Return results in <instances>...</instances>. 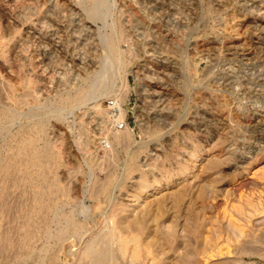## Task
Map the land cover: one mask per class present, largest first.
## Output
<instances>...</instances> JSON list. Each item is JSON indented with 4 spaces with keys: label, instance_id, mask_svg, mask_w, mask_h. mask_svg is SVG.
<instances>
[{
    "label": "rangeland",
    "instance_id": "rangeland-1",
    "mask_svg": "<svg viewBox=\"0 0 264 264\" xmlns=\"http://www.w3.org/2000/svg\"><path fill=\"white\" fill-rule=\"evenodd\" d=\"M29 1L33 6H28L30 10L26 4L23 5L25 14L22 18H17L13 23L1 18L0 27L5 41L0 48L3 49L6 44L7 49L5 53L0 49V100L9 110L17 112H12L11 125H14L10 128L9 124V130H4L2 136L0 134V153L4 155L7 152L8 136L10 138L11 134L18 139L26 132L24 135L35 137L40 148L47 142L52 156L49 161L50 174L56 178L58 189L46 196L47 207H36V212L32 213L30 210L36 203L27 185L29 189L26 186L16 189L21 190L18 191L21 195L16 191L15 196L0 203V264H79L83 261L86 262L84 264H93L90 254L81 257L83 241L97 232L105 233L116 222L126 225L138 215V211L142 213L141 208L146 201L151 203V208L148 205L149 213L145 215L152 218L151 215L156 214L158 219L150 223L147 234L146 228L140 232L141 241L146 246L143 244V248L148 249L150 245L149 254L146 256L144 251L140 257L141 263L149 264L153 257L152 264L234 262L236 254L231 251L234 243L228 241V247L231 246L227 248L224 236L218 238V242L220 246L224 243L225 247H212L216 250L210 248L204 257L196 249L202 245L204 247L202 239L205 236L207 241L212 242L216 238L215 230H220L223 224L227 225L230 216L239 217L235 215L236 211H240L237 207L244 205L249 195L252 204H255L252 206L258 208H246L249 213L256 211L252 212V216L241 208L244 217L241 212L240 217L249 223L242 218L241 221L247 227L252 224L254 229H249L257 228L264 234V130L246 125L247 118H252L255 124L259 120V126L260 120H264V47L258 48L257 34L252 29V7L245 5L244 0H60L56 6L52 3L48 5L50 9L47 13L52 12V7L57 11L50 15L46 13L48 20L44 22L50 28L47 27L45 35L37 34V27L28 18L42 17L41 6L35 4L34 8L35 1ZM89 9H95L93 18L92 14L88 17ZM79 17L83 23L78 20ZM116 27L122 28V36L116 37ZM111 40L115 46L112 53L116 56V49L119 50L118 58L123 64H120V68H113V75L110 74L111 68H108L111 80L105 79L103 89L102 82L98 83L101 87L97 84L96 88L91 87L89 90L93 93L84 98L86 101L83 99L79 104L66 102L67 95H75L76 89L84 92L90 87L94 69L102 68L103 61L107 59L104 54L109 51L107 42ZM85 41L86 44H83ZM82 48L84 53L80 50ZM76 52H81L85 63L93 60L92 64L79 66L81 62L75 59ZM6 83L14 85L13 93ZM154 90L169 92L163 104L155 102L158 97L144 94ZM16 95H19L18 100ZM110 100H115L117 109L111 107ZM164 105L165 109L160 111ZM156 115L164 118V122H154ZM198 116L209 119L206 128L191 126L190 121L195 123L200 120ZM38 118H43L42 121L45 119V122L43 131L37 134L35 122ZM121 120L124 125L119 127L117 123ZM116 136L121 144L113 141ZM145 143L158 146L159 163L156 166L148 160L151 166H142L145 180L154 185L149 186L151 190L146 194L142 193L133 200L130 194L135 191L131 192L127 186L143 172L138 166L141 167L143 153L150 151L146 146L138 145ZM131 154L135 155L134 158ZM239 155L244 157L242 162L237 161ZM129 159H133L136 165L131 174L128 173ZM214 160L218 164L212 170L208 165ZM160 164L165 167L162 168ZM163 170L170 175L165 177ZM172 178H176V182L156 190L157 183L163 184L164 180ZM185 184L190 192L177 204L175 211L171 208L174 203L169 200L167 202L173 206L167 204L166 209L162 210L164 213L161 210L155 212L157 208L153 199L161 195L169 196ZM111 189L114 193L110 200ZM188 208L195 209L197 213L190 209V214H198V220L194 215L193 219L190 218L192 214H188ZM65 214H71L76 222H80L83 236L68 232L64 239L57 242L52 235L49 237L42 233L44 229H50L53 233ZM245 214L249 218L246 219ZM27 226L32 229L29 240ZM153 226L160 232L158 236L164 233L165 237L161 236L165 239L168 234L170 240L166 238L167 243L160 239L164 246L150 238L149 235L156 229ZM95 247L99 249L100 243H95ZM218 248L222 251H217ZM226 248L230 252H226ZM187 250L190 252L187 253ZM186 253L187 257L190 253V261L186 260ZM244 257V262L248 264L264 263V259L258 256ZM124 260L121 257L119 264H127ZM180 260L184 261L179 263Z\"/></svg>",
    "mask_w": 264,
    "mask_h": 264
},
{
    "label": "bare ground",
    "instance_id": "bare-ground-1",
    "mask_svg": "<svg viewBox=\"0 0 264 264\" xmlns=\"http://www.w3.org/2000/svg\"><path fill=\"white\" fill-rule=\"evenodd\" d=\"M35 2H34V8L37 6V7H39V5L41 6L40 8H41V10H42V12H43V15H42V17H38V16H34V18H32L31 16H29L28 18H30V20L32 21L31 23L33 24V26L36 28L37 27V34L38 33H45V35H46V30H47V27H49V26H47L46 27V23L44 22L45 20H48V19H46V11H48L50 8H49V4L50 3H52V5L53 6H56V5H58V2H60V0L58 1V0H34ZM92 1V0H91ZM96 0H94V2H95ZM242 1V0H241ZM93 2V3H94ZM97 2V1H96ZM98 2H100L99 0H98ZM103 3V2H102ZM242 3V2H241ZM240 3V4H241ZM244 3H245V5H247L248 7H252L251 8V11H253V13H254V16H253V20H252V22H253V28L252 29H254L255 31H256V34H257V43H259V44H257L258 45V48H260V47H264V0H244ZM26 4V6H27V8H31V6H33V5H30V1L29 0H0V25L2 24L1 23V18L2 17H4V19H5V21H7V22H12L13 23V21H15V20H17V18H22V16H24L23 14H25L24 12H23V5H25ZM35 4H36V6H35ZM95 4V3H94ZM104 4V3H103ZM254 4H256V5H254ZM60 6H61V4H59ZM98 4H96V6H97ZM29 6V7H28ZM95 6V5H94ZM29 8V9H30ZM92 9V8H91ZM91 9H89V11H88V17L91 15L92 16V18H93V15L96 13L95 12V9H94V11H91ZM31 10V9H30ZM34 10H36V9H34ZM52 12L51 13H55L57 10L55 9H53V7H52ZM61 10V9H60ZM85 10V9H84ZM32 11H33V9H32ZM39 11V10H38ZM63 11V10H62ZM97 11V10H96ZM69 12V11H68ZM76 12V11H75ZM95 12V13H94ZM39 13V12H38ZM50 12H48L47 14H51ZM62 13V12H61ZM64 13V12H63ZM78 14V13H77ZM32 15V14H31ZM34 15V14H33ZM36 15V14H35ZM38 15V14H37ZM55 15V14H54ZM56 15H58L57 13H56ZM62 15H64V14H62ZM86 15V14H85ZM96 15V14H95ZM103 15H105V13L103 12ZM65 16H67V15H65ZM90 16V17H91ZM99 16H102V15H99ZM44 17V18H43ZM52 17V16H51ZM84 17V16H83ZM103 17V16H102ZM41 18V19H40ZM43 18V19H42ZM55 18H57V17H55ZM61 18V17H60ZM62 18H65V17H62ZM61 18V19H62ZM74 18V17H73ZM24 19V18H23ZM22 19V20H23ZM80 19V17L78 18V20ZM81 20V19H80ZM251 20V19H250ZM4 21V22H5ZM27 21V20H26ZM25 21V22H26ZM56 21V20H55ZM58 21V20H57ZM56 21V22H57ZM22 22V21H21ZM54 22V21H53ZM52 22V23H53ZM60 22V21H59ZM69 22H70V19H69ZM81 22H82V20H81ZM91 22V21H90ZM6 23V22H5ZM31 23H29V24H31ZM50 23V22H49ZM71 23H72V18H71ZM80 23V22H79ZM83 23V22H82ZM81 23V24H82ZM92 23V22H91ZM4 24V23H3ZM36 24L38 25V26H36ZM58 24H60V23H58ZM68 24V23H67ZM248 24H249V22H248ZM49 25H51V24H49ZM53 25V24H52ZM69 25V24H68ZM83 25V24H82ZM85 25H87V24H85ZM114 25V24H113ZM251 25V24H250ZM250 25H248L249 27H250ZM54 26V25H53ZM56 26H58V25H56ZM88 26V25H87ZM86 26V27H87ZM2 27V26H1ZM1 27H0V47H1V45L3 46L4 45V37L2 36V32H1ZM17 27V26H16ZM80 27H82V26H80ZM89 27V26H88ZM247 27V26H246ZM31 28V27H30ZM50 28V27H49ZM74 28V27H73ZM83 28V27H82ZM85 28V27H84ZM83 28V29H84ZM91 28V27H90ZM90 28H89V30H90ZM117 28V27H116ZM52 29V28H51ZM60 29V28H59ZM67 29V28H66ZM74 29H76V28H74ZM82 29V30H83ZM113 29V28H112ZM32 30V29H31ZM55 31H56V29H55ZM58 31V30H57ZM71 31H73V30H71ZM77 31V30H76ZM80 32H81V29L79 30ZM86 31H88V30H86ZM92 31V30H91ZM91 31H89L88 33H90ZM192 31V30H191ZM29 32H32V31H29ZM80 32H78V33H80ZM14 33H15V31H14ZM51 33V32H50ZM70 33V32H69ZM73 33V32H72ZM115 33H116V37H120V36H122V33H123V30H122V28L120 27V28H117L116 29V31H115ZM33 34H35V33H33ZM76 34V33H75ZM41 35V34H40ZM49 35V34H48ZM55 35V34H54ZM70 35V34H69ZM74 35V34H73ZM81 35V34H80ZM124 35V34H123ZM44 36V35H43ZM75 36V35H74ZM77 36V35H76ZM84 36V35H83ZM35 37V36H34ZM36 37H38V35L36 36ZM46 37V36H45ZM54 38V37H53ZM81 38V37H80ZM92 38V37H91ZM123 38V37H122ZM215 38V37H214ZM213 38V39H214ZM41 39H44V38H42V36H41ZM52 39V38H51ZM77 39V38H76ZM117 39V38H116ZM23 40V39H22ZM47 40V39H46ZM59 40H60V36H59ZM79 40V39H78ZM89 40H91V39H88V41ZM109 40V39H108ZM119 40V39H118ZM216 40H217V38H216ZM48 41V40H47ZM83 41V40H82ZM113 40H111V42H107V46H109L108 48H109V51L107 52L105 49H106V47H105V52H107V54L105 55L104 54V56H107V59H105L106 61L104 62L103 61V64H102V68H100V69H94V71H93V73H94V75H92L93 76V80L91 79V81H90V83H89V85H90V87L86 90V91H84V92H80L78 89H76L75 90V92H76V94L75 95H67L66 97V102L68 101L69 103L71 102V103H75V104H79V103H81L82 102V100L84 99V98H86L87 99V97H88V95L89 94H91L90 92H92V90H89V89H92L91 87H93L94 86V88H96L97 86H98V83L100 84L101 82L103 83H105V81L108 79H110L111 80V78H109L108 77V74H109V72H108V68H111V70H112V72L110 73V74H112L113 75V70H115V69H113V68H116V67H118V68H120V64L122 65L123 64V61H122V63H120V59L118 58V55H119V50H117L116 49V51H117V55L115 56V55H113V53L112 52H115L114 50H115V46H114V44H113V42H112ZM26 42V41H25ZM115 42V41H114ZM21 43V42H20ZM86 44V41L85 42H83V44ZM91 43H92V41H91ZM94 43V42H93ZM105 43V42H104ZM102 45V44H101ZM5 46H6V44H5ZM5 46H4V48L3 49H1L2 51H4V53H5V49H7V48H5ZM24 46V45H23ZM26 46V45H25ZM24 46V47H25ZM230 46H233V45H230ZM46 47V46H45ZM86 47H88V46H86ZM91 47V45L89 46V48ZM103 47H104V45H103ZM234 47V46H233ZM95 49H96V47H95ZM234 49V48H233ZM262 49H264V48H262ZM80 50H82L83 51V48L82 49H80ZM85 50V49H84ZM81 51V52H82ZM87 51V50H86ZM80 52V53H81ZM104 52V53H105ZM7 53V52H6ZM80 53H78V52H76V56L77 57H75V59L76 58H78L77 60L79 61V62H81V64L79 65V63H78V65L79 66H83V67H85V65H87L86 67H88V66H90L91 64H92V62H93V60H89V61H91V62H86L85 63V60H83V58L84 57H82L81 56V54ZM83 53H84V51H83ZM87 53V52H86ZM183 55V54H182ZM1 56V55H0ZM4 56V55H3ZM2 56V57H3ZM6 56V55H5ZM85 56H87L86 54H85ZM88 56H89V54H88ZM103 57V56H102ZM117 57V58H116ZM5 58V57H4ZM71 58V57H70ZM103 59V58H102ZM72 60H74V58L72 57ZM120 60V61H119ZM77 63V62H76ZM22 65V64H21ZM100 66V65H99ZM10 67V66H9ZM90 68V67H89ZM70 69V68H69ZM84 69H86V68H84ZM9 72H11V69H9ZM108 72V73H107ZM151 75V74H150ZM86 77V76H85ZM108 77V78H107ZM112 77V76H111ZM162 77V76H161ZM61 78V77H60ZM3 79V78H2ZM64 79V78H63ZM62 79V80H63ZM106 79V80H105ZM113 79H114V77H113ZM113 79H112V81H113ZM4 80V79H3ZM61 80V79H60ZM111 81V82H112ZM2 82V81H1ZM6 82H8V81H6ZM109 82V81H108ZM111 82H109V83H111ZM73 83V82H72ZM101 83V85L103 86L102 87V89L105 87V84L103 83L102 84ZM4 84V83H3ZM7 85H8V87H9V89H11V91H12V93L14 92L13 91V86L14 85H12V83L11 84H9V83H6ZM95 84H97V86L95 87ZM1 85V84H0ZM110 85V84H109ZM108 85V86H109ZM112 85V84H111ZM100 86V85H99ZM98 86V87H99ZM3 87V86H2ZM101 87V86H100ZM110 87V86H109ZM15 88V87H14ZM6 89V88H5ZM4 89V90H5ZM34 89H37V88H34ZM57 89V88H56ZM164 89V88H163ZM67 90V89H66ZM64 91V90H63ZM106 91V90H105ZM167 91V90H166ZM4 92V91H3ZM79 94H78V93ZM95 92V91H94ZM103 92V91H102ZM168 92V91H167ZM167 92H164V91H153V92H151V93H144V94H146L147 96H149V94L150 95H153V96H155L156 98L158 97V99L155 101V102H160V104H163V101L166 99V95H168L169 94V92L167 93ZM65 93V92H64ZM68 93H70V92H68ZM93 93V92H92ZM100 93V92H99ZM170 93H171V91H170ZM172 93H174V92H172ZM5 94V93H4ZM8 94V93H7ZM10 94V93H9ZM14 95V94H13ZM27 95V94H26ZM59 95V94H58ZM61 95V94H60ZM19 96V95H18ZM18 96L16 95L15 97H17V100H18ZM28 96V95H27ZM10 97V96H9ZM13 97V96H12ZM61 98H63V97H61ZM156 98H154V99H156ZM7 99H9L8 98V96H7ZM16 99V98H15ZM85 100V99H84ZM2 101V99L0 100V134L5 130V132H7V130H9V127H7L9 124L11 125V123L13 122V114L14 113H12V112H14V111H16V110H14L13 109V111H11V110H9L8 109V106L4 103V102H1ZM6 101V100H5ZM86 101V100H85ZM85 101H83V102H85ZM9 102H10V99H9ZM13 102V101H12ZM116 103V102H115ZM20 104V103H19ZM39 104V103H38ZM84 104V103H83ZM82 104V105H83ZM117 104V103H116ZM155 105V104H154ZM70 106V105H69ZM158 106V105H157ZM165 106L166 105H164V107L162 106L161 108H160V111L161 110H163V109H165ZM65 107V106H64ZM7 108V109H6ZM35 108V107H34ZM149 108V107H148ZM12 109V108H11ZM59 109V108H58ZM35 110V109H34ZM159 110V109H158ZM32 111V110H31ZM156 111V110H155ZM17 112V111H16ZM17 114V113H16ZM34 114V113H33ZM39 114V113H38ZM46 115V114H45ZM58 115V114H57ZM161 115V114H160ZM159 115V116H160ZM202 115V114H201ZM16 116H18V115H16ZM16 116H14V117H16ZM28 116V115H27ZM159 116H157L156 115V117H157V119H155L156 117H154V122H161V121H163L164 122V118H161V117H159ZM200 116V115H199ZM198 116V117H199ZM206 116V115H205ZM21 117V116H20ZM35 117V116H34ZM32 118V117H31ZM36 119V118H35ZM34 119V120H35ZM42 119L43 118H38V120L35 122L36 123V128H37V134H38V132H42L43 131V129H44V122L42 121ZM199 119L200 120H198V121H196L195 123H192V121H190V124H191V126L193 127V128H198L199 126H204V128H206L207 127V125H208V122H209V119L208 118H200L199 117ZM33 120V119H32ZM183 120V119H182ZM190 120V119H189ZM21 121V120H20ZM260 121H262L261 122V125L259 126V120H257V122H256V124L255 123H253L252 122V118L251 119H249V118H247V122H246V125L248 126H252V127H254V129H255V127H260V129L261 130H264V120L262 119V120H260ZM245 123V122H244ZM13 125H14V123H13ZM13 125H11L10 126V128L13 126ZM246 126V127H247ZM245 127V126H244ZM263 127V128H262ZM14 128V127H13ZM200 128V127H199ZM15 129V128H14ZM260 129H258V130H260ZM16 131H18V130H16ZM15 131V132H16ZM20 131V130H19ZM46 132V131H45ZM200 132V131H199ZM206 132V131H205ZM11 133V132H10ZM26 133V132H25ZM25 133H23V136L22 135H20L21 137L20 138H18V139H16L15 138V136H14V134H11L10 135V138H9V136H8V139H9V142H8V146H6L7 147V149H6V153L3 155V153L1 154L0 153V203H5V201H7L8 199H10V197H13V196H15L16 195V189H18L19 187H20V189L21 188H24L26 185L27 186H29L31 189V192H32V199H34L35 200V202L34 203H36V205H34L32 208V210H30L31 211V213H32V211H35L37 208L36 207H47V205H46V203H45V199H46V196H48V195H50V193H53L54 191H55V188L56 189H58L57 187H58V183H57V180H56V178H54V176L52 177L51 176V174H50V172H51V170H50V165H49V161H51L52 159H50V157H52L51 156V153H50V151H49V144H48V146H47V142L45 143V146L44 145H42L41 147L42 148H40L39 147V143L38 144H36V141H35V137H29V136H25L24 134ZM15 134H17V133H15ZM22 134V133H21ZM35 134V133H34ZM44 134V133H43ZM167 134V133H166ZM204 134V133H203ZM5 135V134H4ZM29 135V134H28ZM200 135V134H199ZM205 135V134H204ZM1 136H2V134H1ZM4 138V137H3ZM14 138H15V140H14ZM114 140L113 141H115V142H117V143H119V144H121V142L118 140V137L116 136V137H114L113 138ZM152 139V138H151ZM150 139V140H151ZM45 140V139H44ZM132 141V140H131ZM153 141V140H152ZM152 141H149V142H152ZM156 141V140H155ZM45 142V141H44ZM154 142V141H153ZM162 142H163V140H162ZM5 143V142H4ZM158 141L156 142V144L158 145ZM147 143H145V145L144 144H140V145H138V146H141V145H143V147L144 146H146V148L151 152H149V153H143V156H142V158H141V163H140V166L141 167H139L138 165V168H141L142 169V166L144 167H147V166H149V164H150V166H151V164L152 163H148L149 161L148 160H150V161H152L153 163H155V165L156 164H158L159 163V153L157 152V145L155 144V145H153V144H148V145H146ZM232 144V143H231ZM7 145V144H6ZM127 146H128V144H126ZM162 145V144H161ZM164 145V144H163ZM149 146V147H148ZM157 146V147H156ZM166 146V145H165ZM230 146H232V145H230ZM39 147V148H38ZM142 147V146H141ZM159 147H161V146H159ZM235 147V146H234ZM1 148H2V146H1ZM126 148V147H125ZM145 148V149H146ZM146 149V150H147ZM231 149V148H230ZM233 149V148H232ZM173 150V149H172ZM1 151V150H0ZM143 151V150H142ZM136 152V151H135ZM231 152H233V151H231ZM248 152V151H247ZM132 153H133V150H132ZM193 154L194 153H196V152H192ZM130 154V153H129ZM135 154V153H134ZM141 154V153H140ZM231 154V153H230ZM233 154V153H232ZM172 155V154H171ZM234 155V154H233ZM131 156L134 158V156H133V154H131ZM177 156V155H176ZM192 156H194V155H192ZM241 156H243V155H239L238 157H237V161H239V162H242L243 161V159H244V157H241ZM236 159V158H235ZM99 160V159H98ZM130 160V162H129V166H128V170H129V172L128 173H130V171H132L133 172V170L135 169V167H136V165H135V163L132 161L133 159H129ZM158 160V161H157ZM136 162V161H135ZM168 163V162H167ZM209 163H210V161H209ZM164 164V163H163ZM169 164V163H168ZM217 160H214V161H212L211 162V164L210 165H208V167L209 168H211L212 170H215L214 168H215V166H217ZM241 164V163H240ZM54 166V165H53ZM153 166H154V164H153ZM152 166V167H153ZM156 166H158V165H156ZM156 166H154V167H156ZM160 166H162V164H160ZM163 167H165V166H162V168ZM205 167H207V166H205ZM214 167V168H213ZM137 168V169H138ZM147 168H149V167H147ZM146 168V169H147ZM204 168V167H203ZM76 169V168H75ZM145 169V170H146ZM157 169V168H156ZM159 169V168H158ZM165 169V168H164ZM211 169H208L207 171H211ZM127 170V171H128ZM140 170V169H139ZM151 170V169H150ZM167 170H169V168H167ZM205 170H206V168H205ZM141 171V170H140ZM142 173H140L139 175V177H137L138 179H134V180H132L131 181V184H130V186H127L129 189H131V192L132 191H135L133 194H130V196H132V198H133V200H135L136 198H138L139 197V195H141L142 193L143 194H146L149 190H151V188H149V186H151V184H153V183H149V182H147L146 180H145V174H144V170L142 169ZM206 171V172H207ZM131 172V173H132ZM146 172V171H145ZM151 172V171H150ZM163 172H164V170H163ZM171 172V171H170ZM127 173V174H128ZM130 173V174H131ZM147 173V172H146ZM152 173V172H151ZM150 173V174H151ZM159 173H161V172H159ZM176 173V172H175ZM164 174H165V177H168L170 174H167V173H165L164 172ZM162 176V175H161ZM134 177V176H133ZM127 178V177H126ZM130 178V180H131V176L129 177ZM177 178H180L179 176L177 177ZM162 179V178H161ZM167 179V178H166ZM126 180V179H125ZM158 180V179H157ZM173 181H175L176 182V178H172L171 180H164L163 182V184H158L157 183V187H156V190L157 189H160V188H162V187H166L167 185H169L171 182H173ZM159 182V181H158ZM57 184V185H56ZM100 184V183H99ZM173 184V183H172ZM118 185V184H117ZM154 185V184H153ZM26 186V187H27ZM121 186V185H120ZM25 187V188H26ZM118 187H119V185H118ZM28 188V187H27ZM66 188V187H65ZM90 188V187H89ZM113 188V187H112ZM114 188H115V185H114ZM120 188V187H119ZM19 189V190H20ZM29 189V188H28ZM62 189V188H61ZM153 189V188H152ZM191 189V188H190ZM18 190V191H19ZM29 190V191H30ZM120 190V189H119ZM173 190H175V189H173ZM200 190H202V189H200ZM204 190V189H203ZM17 191V193H18V195H21V194H19L20 192H18ZM21 191V190H20ZM26 191V190H25ZM110 191H112V189L110 190ZM127 191H129V190H127ZM164 191V190H163ZM212 191V190H211ZM189 187H188V185L187 184H185V185H182V186H180L178 189H176L175 191H173V192H171L170 193V197L169 196H162L161 195V197L160 198H156L155 200L153 199V202L155 201V205H156V207L155 208H157V211H155V212H158V210L160 211L161 210V212H163L166 208H165V206H167V204L169 205V203L167 202V201H169V200H171L172 201V203H174L173 205H174V207H171V208H173V210L174 209H177V207H178V205H179V203L189 194ZM58 193H59V190H58ZM113 191H112V193L110 194V200H111V198H113ZM261 193V192H260ZM31 194V193H30ZM23 195V194H22ZM25 195V194H24ZM23 195V196H24ZM211 196V195H210ZM250 196V195H249ZM249 196H247L248 198H249ZM146 197V196H145ZM247 197L245 198V200L246 201H244V205L242 204H239L238 205V209H240V211H236V212H238V214H236V212H235V215L236 216H239V217H233V216H230L231 217V219L230 218H225V219H227V220H229L228 221V224H227V222L225 223V224H227V225H225L224 226V224H223V227H222V225H221V227H220V230H218L219 228H217L215 231H216V233H215V237L216 238H214V240L212 239V242H209V241H207V239H206V236H205V238H203L202 240H203V243H205L204 244V247H202V246H199L197 249H196V251L202 256V257H204L205 255H206V253H207V251H209L210 250V248H212V247H215L216 246V249H217V247H220V248H222L221 246H223V247H225L224 246V243H225V245H226V247L227 248H229L228 247V241H233V243L234 244H232V246L233 247H231L232 249H231V251L233 250V251H235L234 253L236 254V256L234 257V262H231V264L233 263V264H248L247 262H244V256H248V257H250V256H258V257H260L261 259H264V234H263V232H262V230H258L257 228L255 229V230H253L254 228L253 227H251L252 226V224H250L251 226L250 227H247L246 226V224H244L243 223V221H241L242 219H244V218H242V217H240V212H241V208H244L243 210H244V212H245V210H246V208L248 207H250L251 209L254 207V206H252V205H255L254 203L252 204V199L250 200V198L249 199H247ZM214 198V197H213ZM113 200V199H112ZM242 201V200H241ZM151 202H152V200H151ZM147 203H150V202H148V201H146L145 202V205L143 206V208H144V210H146V211H144V210H142L143 208H141V214L139 213V211H138V215L136 216V217H134V218H132L131 220H129V222L126 224V225H124L123 223H120V224H117V222L115 223V225L116 226H118V227H116L115 225H113L112 227H110L108 230H106L105 231V233H100V232H97V234H95V236H91L90 238L88 237L85 241H83V249H82V251L80 252L81 253V257L83 258V256H86L87 254L89 255L90 254V256H92V263L93 264H119V259L121 258V257H123V258H125L126 260H124V261H126V263L127 264H144V263H141L142 261H140V257H142L143 256V252H144V254L146 255L147 253L149 254V252H150V250H148L149 248H150V245H149V242H148V244L147 245H149V248L147 249H144L143 248V242L141 241V236H140V232H141V230L143 231L144 230V228H146L147 229V231L145 232L146 234H147V232L149 231V228L151 227L150 226V223H152V222H156L157 221V217H156V214H154V215H151L152 216V218H149L148 216H146L147 215V208H148V205H150V208H151V203L150 204H147ZM15 204V203H14ZM144 204V203H143ZM178 204V205H177ZM1 205H3V204H1ZM116 205V204H115ZM171 206H173L172 204H170ZM170 205H169V207H170ZM53 206V205H52ZM207 206V205H206ZM252 206V207H251ZM169 207H167V209L169 208ZM5 208V207H4ZM13 208V207H12ZM153 208V207H152ZM171 208H169V209H171ZM195 208V207H194ZM247 208V209H248ZM255 208V207H254ZM258 208V206L255 208V210ZM140 209V208H139ZM164 209V210H163ZM189 209V208H188ZM191 209V208H190ZM190 209H189V211H187V212H189L188 214L191 216V214H192V216L190 217V218H192L193 217V213L194 212H192L191 214H190ZM238 209H235V210H238ZM251 209H250V211H251ZM150 210H152V209H149V211ZM163 210V211H162ZM180 210V209H179ZM183 210V209H182ZM195 211V209H191V211ZM223 210V209H222ZM225 210V209H224ZM249 210V209H248ZM248 210H246V212L245 213H247L248 212ZM255 210H252V212L254 211V212H256ZM259 210V209H258ZM261 210V209H260ZM44 211V210H43ZM59 211V210H58ZM61 211V210H60ZM103 211V210H102ZM144 211V212H143ZM175 211V210H174ZM36 212V211H35ZM151 212H153V211H151ZM196 212V211H195ZM252 212H248V214H251L250 216H252V215H254V214H252ZM54 214H57V211H54L53 212ZM68 213V212H67ZM73 213V212H72ZM136 213V212H135ZM149 213V212H148ZM164 213V212H163ZM177 213V212H176ZM197 213V212H196ZM199 213V212H198ZM242 213H243V211L241 212V216H243L244 215V213H243V215H242ZM258 213V212H257ZM146 214V215H145ZM187 213H186V215H188ZM228 214H229V212H228ZM228 214H227V216H228ZM248 214H247V216H248ZM57 215H59V214H57ZM150 215V214H149ZM185 215V214H184ZM183 215V216H184ZM188 215V216H189ZM198 215V214H197ZM196 215V216H197ZM226 214H225V212H224V216H225ZM55 216V218H56V215H54ZM115 216V215H114ZM180 216V215H179ZM195 215H194V217H196ZM223 216V217H224ZM246 216V214H245V217H246V219L247 218H249V217H247ZM31 217V216H30ZM58 217V216H57ZM61 217V216H60ZM145 217H148L147 219L145 218ZM159 217V216H158ZM175 217V216H174ZM199 217V216H198ZM226 217V216H225ZM234 219H233V218ZM244 217V216H243ZM52 218H53V215H52ZM111 218V217H110ZM166 218V217H165ZM172 218V217H171ZM197 218V217H196ZM201 218V217H200ZM242 218V219H241ZM111 219H113V218H111ZM130 219V218H129ZM184 219V218H183ZM189 219V218H188ZM193 219V218H192ZM60 220V219H59ZM58 220V221H59ZM194 220H195V218H194ZM197 220H198V218H197ZM214 220V219H213ZM245 220V219H244ZM250 220H251V218H250ZM30 223H31V220H28ZM58 221H56V222H58ZM175 220H173V222H174ZM186 221H187V218H186ZM189 222H191L192 220H188ZM215 221V220H214ZM122 222V221H121ZM193 222V221H192ZM195 222V221H194ZM250 222H252V221H250ZM47 223H48V221H47ZM80 223V222H79ZM78 222H76V220H74V218H73V216L71 215V214H65V216L63 217V219H61L60 221H59V223L57 224L58 226L56 227V229H54V232L53 233H51V231H50V229H44V231L42 230V229H40V230H42L43 232V234L44 235H47V236H49L50 237V235H52L51 237H54V241L55 240H57V242H58V240H61L62 238L64 239L65 237H66V234L68 233V232H72L71 234L73 235V234H75V233H79V234H81V227L82 226H80V224H79ZM113 222H112V224H114ZM160 223V222H159ZM174 223H176V222H174ZM212 223V222H211ZM222 223V222H221ZM245 223H249V221H246L245 220ZM109 224V223H108ZM107 224V225H108ZM111 224V225H112ZM154 225H156L157 226V224H155V223H153ZM153 224H151V225H153ZM28 225V224H27ZM30 225V224H29ZM122 225H124V227L122 226ZM182 225V224H181ZM189 225V224H188ZM197 225V224H196ZM101 226V225H100ZM124 228H122V227ZM177 226V225H176ZM249 229V228H253V229H249L250 230V232H249V230L247 229V231H246V227ZM249 226V225H248ZM27 227H29V226H27ZM120 227V228H119ZM154 227V226H153ZM158 227V226H157ZM157 227H154V228H156V229H153V233H151L149 236H150V238L151 239H153V240H155L154 242L155 243H157V241H158V244L160 245V246H164V244H162L163 242V240H165L166 238V240H168V234H167V236H166V238L164 239L163 238V236L164 235H166V234H162L161 233V235H163V236H158L159 234H160V232L158 231V229H157ZM162 227V226H161ZM196 227V226H195ZM214 227V226H213ZM245 228V229H244ZM192 229V228H191ZM190 229V230H191ZM84 230V229H83ZM186 229H184V231H185ZM31 231H32V229L30 230V227L29 228H27V232H26V234H27V240H29V238H31V235H32V233H31ZM86 231V230H85ZM157 232V233H156ZM171 232H173V231H171ZM174 232H175V230H174ZM187 232V231H186ZM192 232V231H191ZM198 232V231H197ZM83 233V232H82ZM155 233L157 234V235H155ZM69 234V233H68ZM70 234V235H71ZM79 234H76V235H79ZM189 234V233H188ZM196 234H198V233H196ZM223 234V235H222ZM69 235V236H70ZM71 235V236H72ZM84 235V234H83ZM82 234H81V236H83ZM175 235V234H174ZM200 235H201V231H200ZM75 236V235H74ZM144 236V235H143ZM148 236V235H147ZM195 236V235H194ZM202 236V235H201ZM201 236H199L200 238H201ZM214 236V235H213ZM221 236H224V239L227 241V243H226V241L223 243V245H219V240H218V238H221ZM165 237V236H164ZM170 237V236H169ZM173 236H172V234H171V238H172ZM181 237V236H180ZM198 237V238H199ZM203 237H204V235H203ZM150 238H148V239H150ZM161 238H163V240L161 239ZM184 238V237H183ZM197 238V239H198ZM211 238V237H210ZM213 238V237H212ZM143 239V238H142ZM162 241H161V240ZM216 239V240H215ZM23 240V239H22ZM25 240V239H24ZM23 240V241H24ZM53 240V239H52ZM164 241V243H167L168 241ZM175 240V239H174ZM184 240V239H183ZM219 241V242H218ZM221 241H222V239H221ZM22 242V241H21ZM60 242V241H59ZM160 242H162V243H160ZM209 242V243H208ZM23 243H25V242H23ZM95 243H100V245H101V247L99 248V249H96V247H95ZM153 244V243H152ZM189 244V243H188ZM220 244H222V243H220ZM229 244H231V242L229 243ZM167 245V244H166ZM172 245V244H171ZM207 245H209V246H207ZM144 246H145V244H144ZM153 246V245H152ZM146 247V246H145ZM187 247V246H186ZM156 248V247H155ZM160 248V247H159ZM226 248V249H227ZM216 249H213L212 248V250H216ZM230 249V248H229ZM229 249H227V251L226 252H230V250ZM157 250H158V248H157ZM156 250V251H157ZM229 250V251H228ZM160 251V250H159ZM185 251V250H184ZM188 251L189 250H187V253H188ZM195 251V250H194ZM217 251H219V252H221L222 251V249L221 250H219V248H218V250ZM167 252V251H166ZM190 252V251H189ZM28 253V252H27ZM157 253V252H156ZM163 253V252H162ZM187 253H186V257L185 258H188V259H186V260H189V256H190V253H189V256L187 257ZM194 254V253H193ZM144 255V257H145V259H146V256ZM153 255V254H152ZM209 255V254H208ZM149 256V255H148ZM161 256V255H160ZM79 257V256H78ZM81 257H80V259H81ZM182 257V256H181ZM192 257V256H191ZM244 257V258H243ZM152 258V257H151ZM166 258V257H165ZM180 258V257H179ZM154 259V257L152 258V260ZM159 259V258H158ZM183 259V258H182ZM206 259V258H205ZM83 260V259H82ZM150 260V259H149ZM152 260H151V262L150 261H148L149 262V264H152ZM243 260V261H242ZM182 261H184V260H180L179 261V263L180 262H182ZM190 261V260H189ZM205 261V260H204ZM83 262H85V261H83ZM82 262V263H83ZM147 262V263H148ZM186 264H189L188 263V261H184ZM184 262H182V263H184ZM229 262V261H228ZM41 263V262H40ZM82 263H79V264H82ZM86 263V262H85ZM178 263V262H177ZM182 263H180V264H182ZM252 263V262H251ZM84 264V263H83ZM123 264V263H122ZM170 264H171V262H170ZM191 264H192V262H191ZM224 264H226L225 263V261H224ZM264 264V263H263Z\"/></svg>",
    "mask_w": 264,
    "mask_h": 264
},
{
    "label": "built area",
    "instance_id": "built-area-1",
    "mask_svg": "<svg viewBox=\"0 0 264 264\" xmlns=\"http://www.w3.org/2000/svg\"><path fill=\"white\" fill-rule=\"evenodd\" d=\"M110 103H111L110 105L113 109H117V105L115 104V100H110ZM117 125L119 127H122L124 125V121L121 120L120 122L117 123Z\"/></svg>",
    "mask_w": 264,
    "mask_h": 264
}]
</instances>
